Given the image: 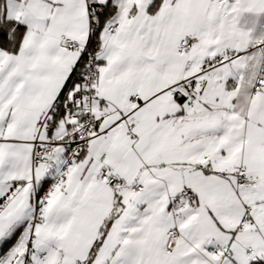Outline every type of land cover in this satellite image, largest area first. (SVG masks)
<instances>
[{"label":"snow or ice","instance_id":"1","mask_svg":"<svg viewBox=\"0 0 264 264\" xmlns=\"http://www.w3.org/2000/svg\"><path fill=\"white\" fill-rule=\"evenodd\" d=\"M0 264H264V0H0Z\"/></svg>","mask_w":264,"mask_h":264}]
</instances>
